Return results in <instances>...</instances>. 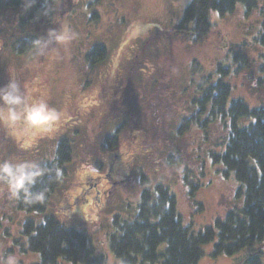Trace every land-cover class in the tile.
I'll use <instances>...</instances> for the list:
<instances>
[{
  "label": "rangeland",
  "instance_id": "obj_1",
  "mask_svg": "<svg viewBox=\"0 0 264 264\" xmlns=\"http://www.w3.org/2000/svg\"><path fill=\"white\" fill-rule=\"evenodd\" d=\"M191 1L57 0L50 23L39 31L29 26L20 31L17 25L21 17L34 13L33 0H20L0 13V89L15 82L19 90L14 94L22 95L24 103L46 102L61 113L53 131L27 129L25 136H14L20 143L8 136L7 126L0 123V164L11 162L13 170L24 165L27 171L51 161L60 138H55V129L68 121L76 123L62 135L72 150L66 164L69 176L52 195L45 213L20 210L18 193L13 194L0 180V264L40 261L39 255L28 250L22 229L27 221L40 223L46 215L87 233L106 257V264H121L110 247L115 218L136 217L144 193L155 198L159 186L175 196L183 223L194 232L207 227L216 231L217 220L242 207L244 188L218 158L228 129L215 123H222L220 117L209 121L206 114L199 113L192 118L199 111L193 101L200 95L197 85L211 75L212 81L230 86L229 102L239 99L251 109L264 107V79L258 80L262 76L259 61L264 59V0H258L250 13L239 2L232 12L211 11V32L202 44L164 35L153 44L145 43L156 29L167 35ZM26 34L37 37L38 43L29 53L17 56L13 42ZM60 36L66 39H58ZM238 43L245 44L254 61L250 69L236 73L229 45ZM97 44L106 48L108 58L90 69L86 54ZM107 111L111 112L108 116ZM240 119V127L254 120ZM118 124V147L104 148V137ZM17 128L25 131L26 125ZM131 131L135 134V164L132 167L133 163L123 160L117 165L113 178L119 181L105 207L111 188L103 177L107 160L121 150ZM96 162H103V170ZM93 178L100 181L104 198L97 206L93 193L89 194L83 208L81 191L85 181ZM196 186L200 210L189 196ZM215 243L217 237L202 246L198 264H242L238 255H216ZM260 247L264 264V242Z\"/></svg>",
  "mask_w": 264,
  "mask_h": 264
},
{
  "label": "trees",
  "instance_id": "obj_2",
  "mask_svg": "<svg viewBox=\"0 0 264 264\" xmlns=\"http://www.w3.org/2000/svg\"><path fill=\"white\" fill-rule=\"evenodd\" d=\"M34 13L18 20L20 31L26 26L39 31L50 23L57 0H33ZM20 0H0V13L15 7ZM243 3L246 13L252 12L258 0H192L184 10L178 24L165 34L156 29L145 39L153 44L162 35L188 44L206 42L210 32V13L232 12L237 3ZM15 40L13 50L17 56L32 51L37 37L27 35ZM264 40V37L262 41ZM264 42V41H263ZM229 53L235 59L236 73L250 69L254 61L245 44L229 45ZM107 50L102 44L94 45L86 54L87 67L94 69L107 60ZM198 66V64H196ZM258 72L264 79V59L259 61ZM207 75L197 85L200 93L193 102L198 112L207 115L208 120L220 117L228 129L224 149L218 156L227 171H233L244 188V202L241 208L231 211L224 220H217L216 231L212 227L194 232L183 223L177 210L175 196L168 189L158 187L155 198L149 192L143 195L138 214L132 219L120 221L115 218L116 232L110 235V247L121 264H198L203 256L202 246L217 237L214 253L229 256L238 255L242 264H263L260 245L264 242V107L251 109L242 100L228 101L230 86L222 81H212ZM260 82V81H258ZM254 120L243 127L240 118ZM214 123V124H215ZM229 123V124H228ZM186 128V120L181 122ZM181 133V128L178 130ZM118 134L107 136L104 142L115 147ZM104 143V144H105ZM70 141L57 142L54 158L37 164L26 174L40 173L34 183H25L17 197V206L27 213H45L52 195L61 188L69 172L66 164L71 161ZM189 190V196L196 209L202 205L196 199V189ZM22 233L27 236V248L36 253L40 261L35 264H106V257L99 253L91 237L80 230L67 226L54 215H46L40 223L27 221ZM257 243L258 246H254Z\"/></svg>",
  "mask_w": 264,
  "mask_h": 264
},
{
  "label": "clouds",
  "instance_id": "obj_3",
  "mask_svg": "<svg viewBox=\"0 0 264 264\" xmlns=\"http://www.w3.org/2000/svg\"><path fill=\"white\" fill-rule=\"evenodd\" d=\"M58 39L64 40L66 37L60 36ZM8 88H11L12 91H8ZM18 90V85L15 82L0 89V123L13 129L12 134L16 137L25 136L27 129L53 131L54 126L61 120V113L55 108H50L46 102L24 103L22 95L14 94ZM21 105H23L22 108ZM21 121L26 125L25 131L17 128ZM32 135L35 136L36 132H33ZM39 174H26L24 165H18L13 170L11 162L5 161L0 164V180L8 185L13 194H17L20 189L24 188L26 182L34 183L35 177Z\"/></svg>",
  "mask_w": 264,
  "mask_h": 264
},
{
  "label": "flooded vegetation",
  "instance_id": "obj_4",
  "mask_svg": "<svg viewBox=\"0 0 264 264\" xmlns=\"http://www.w3.org/2000/svg\"><path fill=\"white\" fill-rule=\"evenodd\" d=\"M129 59V58H128ZM109 109V108H108ZM111 112H112V108H111ZM110 111H107L106 113V116H108L110 113ZM70 121H68L65 125H61L60 127H57L54 131V134L57 135V137L55 138H58L60 137L58 141L62 140V139H65V140H68L65 136H62L63 134H66L65 131L66 129L68 131H71V127L73 125H75L76 123H73L72 125H70L69 123ZM25 125L23 121L19 122L17 127L19 126H23ZM126 125V124H125ZM6 128V134L12 138H15L14 135L12 134L13 133V129L9 128V127H5ZM66 131V132H68ZM118 132H121V127L120 125L118 124L117 127L110 133H118ZM110 134L106 135L105 137L107 136H110ZM119 136V135H118ZM104 137V139H105ZM42 137H40L38 140H40ZM54 138V139H55ZM15 140L20 143V139H17L15 138ZM105 143V142H104ZM103 143V147L106 148V149H111V148H116L118 147L119 145V137H118V141L116 143V146L115 147H108L106 145V143L104 144ZM135 134L132 133V131L129 133V136L127 137V141L125 142L124 146H122L121 150L119 152H114V153H111L108 160H107V164H106V173L104 172L103 173V177L104 179L106 180L107 183H109L110 185V190L108 191V198H107V203H106V206L108 205L109 203V196L111 195L112 193V188L117 184V181H119L118 179H114L113 176L116 172V169H117V165H119V163H121L123 160L126 161V163H129L130 165L132 164V167L134 166L135 164ZM96 165V167H100L102 170H103V162H96L94 163ZM132 171V170H131ZM102 172V171H101ZM131 173V172H130ZM130 175V174H129ZM128 175V176H129ZM127 176L123 177V180L126 178ZM88 179V178H86ZM85 179V180H86ZM92 181H88L87 180L85 181V188L82 189L81 191V196L83 197V208L86 207L88 205V200H87V197L89 196V194H92V197L93 199L95 200V202L98 204L101 203L102 201V197L103 194L105 192H103L102 190L99 189V180L98 178H93L91 179ZM65 203L68 201L67 198H65ZM99 204L97 206H99Z\"/></svg>",
  "mask_w": 264,
  "mask_h": 264
}]
</instances>
